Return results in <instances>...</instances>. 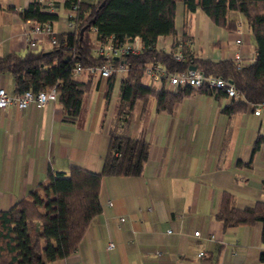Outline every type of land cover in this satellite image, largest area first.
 <instances>
[{
	"label": "crops",
	"instance_id": "obj_1",
	"mask_svg": "<svg viewBox=\"0 0 264 264\" xmlns=\"http://www.w3.org/2000/svg\"><path fill=\"white\" fill-rule=\"evenodd\" d=\"M29 1L0 0V55L28 49L31 23L6 6L22 9ZM52 1L55 35L73 31L65 0ZM227 17L236 28L217 25L200 7L187 10L177 0L175 32L158 35L155 47L213 60L232 59L241 50L246 65L254 60L253 35L239 11L228 10ZM88 38L93 48L98 40L92 27ZM52 45L42 33L36 50ZM124 73L115 76L108 96L106 78L86 72L75 77L89 81V88L73 121L66 120L58 100L22 109L12 102L0 110V210L24 197L50 169L101 170ZM142 83H152L145 73ZM0 86L15 94L8 71L0 73ZM229 101V96L194 92L172 112L156 110L153 97L145 108L136 101L125 134L148 143L142 172L101 176V211L72 253L47 264H264L262 221L226 227L216 217L224 191L233 193L238 207L264 200V138L251 153L258 133L264 134V117L251 110L229 116L221 110Z\"/></svg>",
	"mask_w": 264,
	"mask_h": 264
},
{
	"label": "trees",
	"instance_id": "obj_2",
	"mask_svg": "<svg viewBox=\"0 0 264 264\" xmlns=\"http://www.w3.org/2000/svg\"><path fill=\"white\" fill-rule=\"evenodd\" d=\"M182 1L187 10L198 6L214 23L229 29L236 28L237 22L227 17V11H239L254 38V60L238 68L232 59L213 60L184 50L185 59L178 61L172 51L155 47L158 35L175 32L177 0H65V7L76 8L69 14L73 31L58 33L56 43L48 50L28 48L23 53L12 51L0 55V73L8 71L12 75L15 94L29 88L39 91L57 83V100L65 109L66 120L73 121L89 88V81L84 83L74 78L75 64L101 66L107 61L92 51L88 38L91 27L95 28L98 41L108 35L126 41L138 34L144 44L141 52L124 54L127 69L120 78L113 127L101 170L91 172L76 165L70 166L68 172L50 169L44 180L24 197L10 208L0 210V264H47L69 255L76 249L91 218L101 211L98 200L101 176L142 172L149 153L148 143L142 137L125 134L136 101H141L145 108L153 97L156 110L172 112L176 102L194 92L210 93L218 98L226 96L222 89L206 85H185L177 91L157 90L153 83H142L148 63H160L173 71L195 65L206 76L230 80L236 94L221 109L229 116L252 110L255 103L264 99V0ZM41 6L39 0H30L25 8L16 9L13 5L6 8L31 25L33 21L57 18V13L43 10ZM116 75L102 76L107 80V96ZM263 138L264 134L258 133L251 153L259 148ZM216 217L226 227L262 221L264 243V200L238 207L233 193L224 191ZM259 259L264 262V250Z\"/></svg>",
	"mask_w": 264,
	"mask_h": 264
},
{
	"label": "built area",
	"instance_id": "obj_3",
	"mask_svg": "<svg viewBox=\"0 0 264 264\" xmlns=\"http://www.w3.org/2000/svg\"><path fill=\"white\" fill-rule=\"evenodd\" d=\"M42 9L46 11L54 12L57 10V6L52 0L43 1ZM76 10L75 7L68 8V13L72 14ZM73 24V22H71ZM95 29L94 27H92ZM42 33H47L50 36L51 43H56V35L54 33L52 20L45 22L33 21L29 31L27 32V44L31 50H36L39 42V36ZM236 42H241L240 38L236 39ZM144 44L138 34L132 36L129 40L122 41L117 39L114 35H108L103 40L97 41L93 46V53L95 55L104 56L107 61L101 66H88L82 67L79 63L74 66L73 76L77 77L79 74L86 72L88 74H98L101 76H108L112 73L117 75L123 73L127 69V62L124 58L126 53H139L143 49ZM173 57L178 61H183L186 55L181 51H173ZM117 57V58H115ZM116 61H113V60ZM236 67L243 66L244 57L242 51L238 50L235 52L232 58ZM145 74L148 75L151 82L154 84L157 90H171L177 91L180 87L185 85H191L198 87L206 85L210 88L222 89L226 96H232L236 94V89L233 83L221 76H206L202 70L198 67L192 68L186 66L180 70H169L160 63L150 62L146 65ZM58 85L57 83L42 89L39 91H33L32 89H25L16 94H10L7 90L0 86V110L6 108L10 103L14 102L17 104L19 109L24 108L28 104L34 102L38 106H43L49 100L55 101L58 96ZM253 114L264 117V99L255 103L251 110ZM121 220L125 219V216L119 217ZM170 231V229H168ZM195 235H199V231H194ZM112 246V243H109ZM204 252L199 251L198 256H203ZM71 264H75L72 262Z\"/></svg>",
	"mask_w": 264,
	"mask_h": 264
},
{
	"label": "rangeland",
	"instance_id": "obj_4",
	"mask_svg": "<svg viewBox=\"0 0 264 264\" xmlns=\"http://www.w3.org/2000/svg\"><path fill=\"white\" fill-rule=\"evenodd\" d=\"M131 115H132V113H131ZM131 115H130V120H131V118H133V116H131ZM128 123H129V122H128ZM127 126H128V124H127ZM127 126H126V127H127Z\"/></svg>",
	"mask_w": 264,
	"mask_h": 264
},
{
	"label": "water",
	"instance_id": "obj_5",
	"mask_svg": "<svg viewBox=\"0 0 264 264\" xmlns=\"http://www.w3.org/2000/svg\"><path fill=\"white\" fill-rule=\"evenodd\" d=\"M115 58H117V57H115ZM191 67H192V68H194V67H195V65H191Z\"/></svg>",
	"mask_w": 264,
	"mask_h": 264
}]
</instances>
